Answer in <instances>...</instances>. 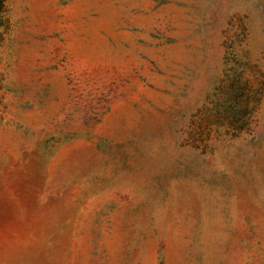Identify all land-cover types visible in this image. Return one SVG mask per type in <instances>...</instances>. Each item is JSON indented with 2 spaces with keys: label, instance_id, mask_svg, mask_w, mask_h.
<instances>
[{
  "label": "rangeland",
  "instance_id": "obj_1",
  "mask_svg": "<svg viewBox=\"0 0 264 264\" xmlns=\"http://www.w3.org/2000/svg\"><path fill=\"white\" fill-rule=\"evenodd\" d=\"M0 264H264V0H4Z\"/></svg>",
  "mask_w": 264,
  "mask_h": 264
},
{
  "label": "trees",
  "instance_id": "obj_2",
  "mask_svg": "<svg viewBox=\"0 0 264 264\" xmlns=\"http://www.w3.org/2000/svg\"><path fill=\"white\" fill-rule=\"evenodd\" d=\"M3 3H4V0H0V15L2 13Z\"/></svg>",
  "mask_w": 264,
  "mask_h": 264
}]
</instances>
